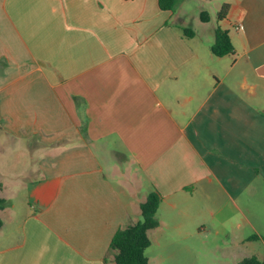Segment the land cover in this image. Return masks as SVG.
<instances>
[{
    "label": "crops",
    "instance_id": "0c3cea01",
    "mask_svg": "<svg viewBox=\"0 0 264 264\" xmlns=\"http://www.w3.org/2000/svg\"><path fill=\"white\" fill-rule=\"evenodd\" d=\"M188 1L0 0V264H115L153 187L148 264L262 257L264 0H196L197 23ZM217 25L233 53L211 51Z\"/></svg>",
    "mask_w": 264,
    "mask_h": 264
},
{
    "label": "trees",
    "instance_id": "16d2710c",
    "mask_svg": "<svg viewBox=\"0 0 264 264\" xmlns=\"http://www.w3.org/2000/svg\"><path fill=\"white\" fill-rule=\"evenodd\" d=\"M177 0H158L159 6L163 9H173ZM228 3H223L217 11V19L224 17ZM203 20H207V13L200 12ZM183 34L190 35L193 31L189 28L182 27ZM211 51L215 55H224L233 53V45L230 40L228 31L219 25L214 29V40L210 45ZM77 104L79 98L75 96ZM85 115L82 116L81 131L85 132ZM161 193L153 187L150 189L144 200L139 203L140 218L132 223L116 229L109 247L114 250L113 259L115 264H148V257L145 249L151 243L148 230L159 225L157 217V207L161 201ZM5 204V200L0 197V208ZM2 220L0 218V225ZM256 237V234L251 235ZM238 264H264V254L258 257L255 254L243 256Z\"/></svg>",
    "mask_w": 264,
    "mask_h": 264
},
{
    "label": "rangeland",
    "instance_id": "374dc122",
    "mask_svg": "<svg viewBox=\"0 0 264 264\" xmlns=\"http://www.w3.org/2000/svg\"><path fill=\"white\" fill-rule=\"evenodd\" d=\"M212 3L213 2L209 0L206 2L207 5L204 6L210 14L213 13L210 5ZM185 5L188 8L187 10H190V13L192 14L190 17L194 18V23H197L196 12L198 11V4L196 0H189ZM258 250L259 248H256V250L247 248L236 249L229 243L218 249L205 243L204 247H199L198 249L192 248L183 251L159 250V254L165 257L163 264H231V260L237 252L241 251V254L249 253L251 251L256 253Z\"/></svg>",
    "mask_w": 264,
    "mask_h": 264
},
{
    "label": "built area",
    "instance_id": "2783aa9c",
    "mask_svg": "<svg viewBox=\"0 0 264 264\" xmlns=\"http://www.w3.org/2000/svg\"><path fill=\"white\" fill-rule=\"evenodd\" d=\"M240 25H241V23H240V22H238V23L235 25V27H236V28H239V27H240Z\"/></svg>",
    "mask_w": 264,
    "mask_h": 264
}]
</instances>
